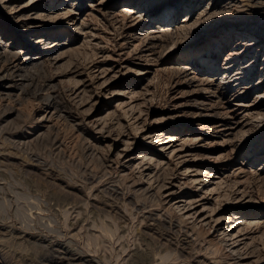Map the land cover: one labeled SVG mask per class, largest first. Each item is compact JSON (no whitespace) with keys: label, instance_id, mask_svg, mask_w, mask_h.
<instances>
[{"label":"rangeland","instance_id":"rangeland-1","mask_svg":"<svg viewBox=\"0 0 264 264\" xmlns=\"http://www.w3.org/2000/svg\"><path fill=\"white\" fill-rule=\"evenodd\" d=\"M4 74L0 264H264V0H0Z\"/></svg>","mask_w":264,"mask_h":264},{"label":"bare ground","instance_id":"bare-ground-1","mask_svg":"<svg viewBox=\"0 0 264 264\" xmlns=\"http://www.w3.org/2000/svg\"><path fill=\"white\" fill-rule=\"evenodd\" d=\"M167 6V5H166ZM173 13V12H172ZM248 46H252V44H249ZM17 61V60H16ZM38 61V57H37V54L36 55H32L31 57H29L28 58V56L27 57H25V56H23V57H19V60L17 61V64L15 65L20 71H26V70H28L29 69V67H34V66H37L39 63L37 62ZM15 69V68H14ZM239 73H236V74H234L235 75V77H236V75H238ZM8 78V75H6V74H4V75H0V81H1V83H2V85H5V82H3V81H6V79ZM259 98H262V97H264V96H262V95H260V96H258ZM259 104H262L261 102H259V103H257V105H259ZM260 113H258V115H259ZM169 195H171L170 193H169ZM191 204L192 203H190V205L188 206V209H190V207H191ZM224 220H225V217L223 216V215H219V216H217V218L215 219V226H216V228H218L219 227V225H221L222 223H224ZM224 235H227V234H225V233H223ZM228 236V235H227ZM237 238L235 237V238H232L231 240H232V246L233 247H235L236 245H238L239 244V240H236ZM236 240V241H235ZM136 261H138L137 263L135 262V263H132V264H144V263H142L141 261H142V259H140V260H136ZM143 261H144V259H143Z\"/></svg>","mask_w":264,"mask_h":264}]
</instances>
